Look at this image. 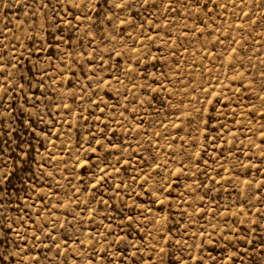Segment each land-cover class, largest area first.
<instances>
[{
  "label": "rangeland",
  "instance_id": "obj_1",
  "mask_svg": "<svg viewBox=\"0 0 264 264\" xmlns=\"http://www.w3.org/2000/svg\"><path fill=\"white\" fill-rule=\"evenodd\" d=\"M0 2L4 4L0 8V31L9 38L15 33L20 38L17 43L21 44V50L23 38L32 36L33 29L36 30V40L42 39L39 26L45 23V18L40 11L33 16L37 3L33 0ZM224 3L229 0H221L213 20L199 14L207 23L201 35V20L166 14V5L160 4V0H156L157 6L149 4L147 11L142 6L143 0H128V3L115 0L116 5L123 4V9L114 6L113 0L107 3L99 0L91 21L84 22L85 26L91 23L92 28L90 35L84 38L85 48L82 50L93 56L92 48L87 44L94 38L93 46H98L101 52L106 54L114 49L122 53L118 60L105 58V64L111 63L113 69L118 63L121 68H126L131 57L133 73L137 76L135 81L117 70L124 83L117 85L113 80L112 87L105 85L95 97L103 100L99 107L105 111L101 113L96 105L82 103L78 95L75 100L71 98L72 92L79 93L80 84L86 82L83 73L72 65L76 71L72 91L67 86V77L71 73L67 72L63 89L64 101L73 109L71 115L67 114V109L56 114L58 109L46 108L49 102L44 100L38 109L29 111V105L18 100L11 109V116H4L3 127H0V162L4 165L3 171L10 174L4 185L7 192L4 210L10 221H16L13 225L15 231L9 233V239L21 244L20 251L29 253L24 256L23 264H34L30 257L38 258L39 264H88L91 245L86 233L99 227L105 216L111 219L116 215L117 223L122 220V213L118 215L111 209L102 210L104 206L96 203H85L92 199L90 182H95L94 174H99L96 167L74 170L77 175L73 185L79 190V200L72 195L68 184L67 173L73 171L77 140L81 134L86 137L89 129L98 131L106 121L107 135L118 146L109 152V144L105 142L98 155L107 161L109 173L115 176V179L106 177L109 186L121 181L124 184L112 204L115 209H122L124 203L129 207L135 205L130 214L144 210L150 218L137 217L141 224L147 225L146 229L138 224L131 229L125 227L130 239L140 243V235H144L145 245L150 247L155 243L158 247H165L169 254L183 255L181 264H199L201 260L203 264H264V185L260 187L259 199L250 198V193L264 181V148L260 146L264 120L259 119L257 113V109L264 112V100L256 99L257 95L264 96L261 91L264 86V76L261 75L264 72V25H251L248 17L243 15L248 12L251 19L258 20L264 17V11L255 0H248L242 10L230 5L225 11ZM236 4H241V0H236ZM261 4L264 5V0ZM253 9L256 15H252ZM56 18L50 14L48 23ZM83 31L84 27H81L79 34L82 35ZM149 36L154 39H147ZM217 37L224 42L220 43ZM133 45L136 51H133ZM149 50L156 60L147 55ZM77 59L83 63V57L78 54ZM32 61L35 62V57ZM137 61L143 76L136 73ZM52 63L60 65L61 61L53 59ZM68 63L72 64V61ZM25 65L31 67L27 59ZM88 67L90 65H85V69ZM114 74L106 72L101 75L111 79ZM30 76L27 74L26 79ZM77 78H80L79 82ZM161 80L163 87L159 84ZM35 88L36 82L32 81L33 91ZM54 91H60L58 83ZM25 92H28L27 86ZM250 98L254 105L249 102ZM81 103L87 121H80L77 115L79 109L76 106ZM36 112L44 114L42 121ZM121 112L124 113L122 116ZM98 116L100 120L96 119ZM65 120L72 124L68 135H65L67 124L61 127ZM57 129H60L59 133ZM42 130L50 132V137L43 135ZM66 140L73 145L71 149L65 146ZM120 142L127 151L120 152ZM86 154H90V150L85 140L80 156ZM117 155L131 158V166L118 165L119 175L110 166L117 164ZM61 156L66 164L60 160ZM97 163L105 166L93 157V165ZM157 165H160L159 169ZM145 173L150 176L147 183H144ZM133 176L139 179H130ZM246 180L253 182L250 188L245 184ZM172 181L175 183L171 184ZM85 187L87 193L83 190ZM160 188H165L163 195L158 191ZM101 191L105 199L113 195L108 187ZM96 199H99V193ZM49 205L54 206L51 218L47 210ZM77 205L85 211H75ZM92 208L97 211L93 212ZM149 208L151 212H147ZM81 217L84 219L78 223ZM91 217H95V223L89 219ZM164 217H168L167 221ZM153 218L159 221L155 226L150 222ZM108 222L104 221L105 224ZM34 225L43 226V232L37 231ZM112 230L119 231L115 225ZM101 231L105 229L101 228ZM49 233L53 235L51 240L47 239ZM34 234L40 237L39 241L31 239ZM161 234L170 239L171 248L161 239ZM77 236L82 241L83 252L75 243ZM238 236L245 239H237ZM65 240L69 241L67 245ZM56 241H59V248L53 246ZM9 247L15 248V244ZM233 253L237 255L233 257ZM141 254L144 257L151 255L143 247ZM165 258L167 260V256ZM95 264L106 262L97 258ZM126 264H136V261H126ZM168 264H174V261L168 260Z\"/></svg>",
  "mask_w": 264,
  "mask_h": 264
},
{
  "label": "snow or ice",
  "instance_id": "obj_2",
  "mask_svg": "<svg viewBox=\"0 0 264 264\" xmlns=\"http://www.w3.org/2000/svg\"><path fill=\"white\" fill-rule=\"evenodd\" d=\"M34 3L38 4V8L33 11V16H35L36 11H40L43 13L45 18V23L39 26V31L43 34L42 39L40 41L36 40L35 37V29H33V35L29 37L23 38V49L21 50V44L17 43V40L20 39L16 37L15 33L12 38H9L3 31H0V127H3L4 116H11V109H13L14 105L18 100H22L25 105H29V111L35 110L39 108L40 102L42 100L48 101L49 103L45 105V107H56L58 109L56 114H60V110L67 109L68 115H71L73 112L72 107L64 101V93L63 89L65 88L64 77L66 72L71 73L67 77V86L69 91H72L73 87V77L76 76V71L73 69L72 65H75L77 69L81 73H83V80L85 83L80 84L79 93L72 92V99L75 100L77 95L79 96L80 101L87 102L90 105H96L98 111L103 113L105 111L104 108H100V103L103 100L95 99L96 96L99 95L100 89L104 88L105 85L108 87L113 86V80L117 85L123 84L124 81L121 79L119 72H123L127 77L135 81L137 76L133 73V65L131 57L128 58V66L126 68H121L120 64H117L116 69H113L112 64H105V58L111 61L113 59H119L122 53H117L113 49L112 51L107 52L106 54L101 52L98 46H93V39L88 40L87 47L92 48L93 56H89L86 51L82 49L85 48L84 38L90 35V30L92 28V24L89 23L85 26V21H91L93 10L96 9L99 0H33ZM105 3L108 0H104ZM124 3H128V0H124ZM248 3V0H241V4H236V0H229V3H224L223 7L225 11L229 8L230 5H234L236 7H241L242 5ZM114 6L120 7L123 9V4L116 5L115 0H113ZM152 4L156 5V0H143L142 6L145 7V11L148 10L147 6ZM160 4L166 5L164 9L166 14L175 13L177 16L181 18H188V16L193 19L201 20V24L203 25L201 29V35H203V28L207 26L206 21H203L199 16L200 13L203 16L207 17L208 20H213L215 9L221 6V0H160ZM255 4L260 6L262 11H264V5L261 4V0H255ZM89 5H92V8H89ZM4 4L0 2V8H2ZM211 6V7H210ZM46 10V11H45ZM58 13H62V15H58ZM187 13V16L185 15ZM57 17L54 22L48 23L49 15ZM244 17H248L250 24L255 25L256 27H260L264 25V17H261L258 20L251 19V16L248 12L243 13ZM252 15H256L255 9H253ZM39 20V17H36ZM110 19V18H109ZM79 21V23H74ZM84 27L83 34L80 35V28ZM237 27H242L241 25H237ZM187 25H185V29ZM23 29H21L22 31ZM195 31L194 29L192 30ZM68 33L65 35V33ZM187 35V32H184ZM149 40H153L154 38L149 36L147 37ZM75 40V43L73 41ZM217 40L220 43H223V39L217 37ZM7 41V43H5ZM28 41L31 43L28 44ZM101 42L103 43V38H101ZM238 43V41H236ZM141 51L143 50V42H141ZM171 47V45H168ZM77 50H80L77 53ZM135 45H133V51H136ZM235 52V48L232 49ZM9 53L11 55L9 56ZM77 54L80 57H83V63L77 59ZM152 60H156L157 57L151 56V50L147 53ZM162 55V51H161ZM35 57V62L33 63L32 58ZM27 59L28 64H31V67H27L25 65V60ZM53 59L61 61L60 65L53 64ZM71 60L72 64H69L68 61ZM85 65H90L87 69H85ZM139 61H137L136 73L143 76L144 73L139 70ZM157 65H153L156 67ZM35 69V71H34ZM52 69V71H50ZM14 70V71H13ZM53 71L55 75H53ZM115 73L111 79L107 78L102 73ZM31 74L30 78H27V74ZM39 74V75H37ZM155 75V74H153ZM163 75V73H161ZM264 76V72L261 73ZM59 77V81L57 80ZM80 78H77V82H79ZM32 81L36 82V88L33 91L32 89ZM51 82V83H49ZM93 82L96 84V88L93 89ZM59 84L60 91H54V86ZM161 87H163V81H159ZM27 86L28 92H25V87ZM89 91L92 92V95L89 96ZM116 91L119 92V88H116ZM261 91H264V86L261 87ZM15 94L14 96L12 94ZM29 93H32L31 95ZM124 95V94H121ZM124 99H127V96L124 95ZM256 99L264 100V96L257 95ZM250 103L254 105V101L249 100ZM82 103L78 104L76 107L79 109L77 115L80 117V121H87L88 117L83 115ZM23 105H21V108ZM115 107V106H114ZM126 109V106H123ZM114 110V108H113ZM247 110V109H246ZM258 118L264 120V112L259 111L257 109ZM124 113L121 112L122 116ZM37 117L40 121L44 119V114L40 112H36ZM256 116V113L253 114ZM97 120H100L101 117H96ZM64 124H67V130L65 131V135H68L72 131V124L70 121L65 120L62 122L61 127ZM79 127V121H77ZM107 124L108 121L105 122L104 127L98 129V131H92L89 129L87 131V136L84 137L81 134V138L77 140L75 146V162L72 164V172L67 173L68 175V184L72 195L79 200L78 189H76L73 185V180L77 175L75 173L76 168H80L81 170L88 169L90 166H94L97 168L99 174H94L95 182H90V186L93 189L91 193H89L90 199L85 202L88 205L92 203H96L99 206H104L102 210L107 211L111 209L116 212L118 215L120 213L123 214L122 220L117 223V216L113 215L111 219L108 216H105L99 227H95L92 232L86 233V238L89 239L91 250L88 253V264H95L97 258L106 262V264H126V261H136V264H143L146 260L147 264H168V260L174 261V264H181L183 260V255L176 257L175 253L169 254L167 249L163 246L158 247L157 244L151 243L150 247L143 243L144 235H140V243H137L136 240L130 239V233L125 231V227L132 228L134 224H138L140 228H147V225L141 224L137 217H143L144 220H149V216L145 214L144 210L137 211L135 215L130 214L134 209L135 205L129 207L127 203L123 204L122 209H115L112 201L116 199L117 196L120 195V188L124 186L123 181L118 184H112L109 186L108 179L106 177H112L115 179V176L108 171V163L106 160H102L100 155H98L104 148V143L107 142L109 144V152H112L118 145L112 143V139L107 135ZM261 128L264 129V124L261 125ZM35 129H33V133L35 134ZM60 132V129H57V133ZM2 134V133H0ZM42 134L49 136L50 132L47 130H42ZM57 139H59V135H57ZM85 140L88 143V149L90 150V154H86L81 157L80 152L84 150V142ZM53 143H55L53 141ZM43 146V144L41 145ZM65 146L69 149L73 147L72 144L69 143L68 140L65 141ZM260 146L264 148V131L261 134V142ZM120 152L123 153L128 149L124 146L123 142L119 144ZM93 157L96 158L97 161L105 164L104 167L100 166V163L93 165ZM52 157L50 156L49 159ZM71 153H69V159H71ZM262 159H264V151H262ZM60 160L65 164L67 161H64L63 156L60 157ZM117 164L110 165L114 169V173L119 175L120 167L118 166L120 163L124 165L131 166V158H124L122 155L116 156ZM256 167V165H252ZM3 163L0 162V264H23L24 256L29 255L28 252H22L19 249L21 248V244L15 240L9 239V233L15 231L13 225L16 224V221H10L6 212L4 210V200L7 197V192L4 187L5 182L9 179V173L3 171ZM160 165H157V169H159ZM247 167V165H245ZM126 170V169H125ZM183 171V169H181ZM158 174V173H157ZM207 174V173H205ZM219 174V173H218ZM150 178L148 173L144 175V183H147ZM130 179L138 180L139 177L133 176ZM178 179V177H177ZM213 181H215L214 177H210ZM175 181H172L171 184H174ZM252 181L246 180L245 184L249 185V188L252 185ZM59 184V182H57ZM80 184L83 185V180L81 179ZM261 185H264V181H261L260 185H257L255 191L250 193V198L259 199V192ZM108 187L109 190L113 193V195L109 196L105 199L104 193L101 191L102 188ZM169 195L171 194V185L167 186ZM84 192H88L87 187H85ZM142 190L143 187H142ZM161 195L164 194L165 188L158 189ZM99 193V199H96L97 194ZM59 195V193H57ZM167 199V197H166ZM161 204L164 201L160 202ZM34 206V205H33ZM170 206V205H169ZM190 206V205H189ZM52 205H49L47 210L50 214L52 213ZM93 212H96V208L91 209ZM75 211L84 212L85 208L77 205ZM260 210L257 209V212ZM147 212H151V208L147 209ZM98 214V213H97ZM186 214V213H185ZM39 215V213H37ZM67 219V218H66ZM75 219V216H73ZM84 217L80 218V223L83 221ZM95 223V217L89 218ZM168 217H164V220L167 221ZM105 220L109 222L107 224L104 223ZM153 226L159 221H156L154 218L150 221ZM56 223V221H53ZM115 225L119 231H113L112 227ZM35 226V225H34ZM163 226V225H162ZM37 227V231L43 232V226H35ZM63 227V225H60ZM75 227V225L73 226ZM101 228H104L105 231H101ZM134 231H138V229H133ZM254 231V229L252 230ZM170 232V230H169ZM95 233V235H93ZM17 236H20L19 232H16ZM150 235V234H149ZM97 237H103V239H98ZM31 239L36 242L40 240V237L37 235H33ZM47 239H53L52 233H49ZM161 239H164L165 244L171 248L170 239H165L164 235L161 234ZM237 239H245V237H237ZM43 243V241H40ZM247 243H252L251 240H247ZM65 245L69 243L68 240L64 241ZM75 243L77 248L83 252L84 248L82 247V241L79 236H77ZM179 243V241H176ZM15 244V248L9 247V245ZM97 245H100L99 250L97 249ZM54 247L59 248V241H56L53 244ZM145 248L146 251H149L151 255L144 257L141 254V248ZM115 248V251L112 249ZM131 250V251H129ZM64 251H68L67 248ZM59 255V253H57ZM237 253H233V257H235ZM167 256V260L166 257ZM34 264H39V259L36 257H30ZM67 257H65V260ZM199 264H203L201 260Z\"/></svg>",
  "mask_w": 264,
  "mask_h": 264
}]
</instances>
